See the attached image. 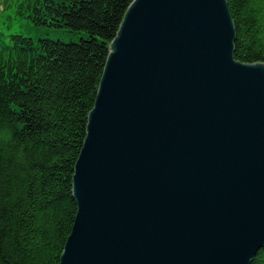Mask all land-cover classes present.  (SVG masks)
<instances>
[{"label":"water","instance_id":"obj_1","mask_svg":"<svg viewBox=\"0 0 264 264\" xmlns=\"http://www.w3.org/2000/svg\"><path fill=\"white\" fill-rule=\"evenodd\" d=\"M228 0H134L75 166L60 264H252L264 248V63Z\"/></svg>","mask_w":264,"mask_h":264},{"label":"trees","instance_id":"obj_2","mask_svg":"<svg viewBox=\"0 0 264 264\" xmlns=\"http://www.w3.org/2000/svg\"><path fill=\"white\" fill-rule=\"evenodd\" d=\"M134 0H20L15 18L80 42L0 44V264H60L78 211L75 166L101 79ZM236 59L264 63V0H228ZM8 52V54H7ZM252 264H264V248Z\"/></svg>","mask_w":264,"mask_h":264},{"label":"rangeland","instance_id":"obj_3","mask_svg":"<svg viewBox=\"0 0 264 264\" xmlns=\"http://www.w3.org/2000/svg\"><path fill=\"white\" fill-rule=\"evenodd\" d=\"M20 0H0V44H11L10 34L18 33L26 37H31L36 43L41 38L51 40H61L63 42H80L84 36L71 32L66 28H56L52 26H37L29 19L22 17L15 18L13 9ZM11 6V7H10ZM8 54V52H7Z\"/></svg>","mask_w":264,"mask_h":264}]
</instances>
